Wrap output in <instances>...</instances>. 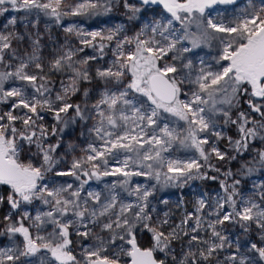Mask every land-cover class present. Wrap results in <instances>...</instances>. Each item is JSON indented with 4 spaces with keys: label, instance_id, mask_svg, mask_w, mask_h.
I'll return each mask as SVG.
<instances>
[{
    "label": "snow or ice",
    "instance_id": "snow-or-ice-1",
    "mask_svg": "<svg viewBox=\"0 0 264 264\" xmlns=\"http://www.w3.org/2000/svg\"><path fill=\"white\" fill-rule=\"evenodd\" d=\"M0 17V264H264V0H0ZM41 18L64 33L47 57ZM195 181L190 207L157 197Z\"/></svg>",
    "mask_w": 264,
    "mask_h": 264
},
{
    "label": "rangeland",
    "instance_id": "rangeland-1",
    "mask_svg": "<svg viewBox=\"0 0 264 264\" xmlns=\"http://www.w3.org/2000/svg\"><path fill=\"white\" fill-rule=\"evenodd\" d=\"M246 3H248V0H240V6L243 7ZM12 15H23V13H15L13 12ZM81 21H85V23L83 24L84 27H111L113 24H119L121 22L124 21V17L121 13H115L114 15V19L109 21L108 23H104L105 20H107L106 17H101V18H93V19H87V18H77ZM70 20H66L65 23H70ZM6 23V20L3 17H0V25ZM18 29L23 32L25 31L24 26L23 25H18L17 26ZM29 29L31 31H39V33L42 35L43 39H42V43L44 44V56H48L49 53L52 50V41L49 40V34H51L52 36H54L56 38V40L58 42H63L64 40V33L62 31L61 28L57 27L56 25L52 24L50 21L47 20V18H41L40 23L36 26L35 29L32 28L31 25H29ZM131 34V33H129ZM23 48H27V43L21 45V49ZM90 51V50H88ZM107 59V58H106ZM6 105H0V109H5L6 110ZM47 123H51V119L47 118L46 119ZM68 139H74L73 137H69ZM35 150L33 149V152ZM177 155H184V153L182 152H178ZM33 153H21V160L23 162H28L29 159H32ZM33 162H37L36 160H33ZM70 163V160L69 162ZM68 163L65 162H61V164L59 165L60 168H67L68 167ZM60 179V178H58ZM63 179H70V178H63ZM93 187L95 188L96 185L93 184ZM210 187V182H206V181H195L193 182V187L190 189H176V188H167V189H163L161 190L158 194L157 197L158 198H166L169 199L170 203L174 204V202L177 200L178 195L183 192L185 193V200L186 202H188V206L190 207V201L192 200V195L191 193H195L198 192L201 188L208 190ZM211 188L215 189L216 185L215 184H211ZM5 207L0 205V218H2V216L5 214ZM179 215V213H177V216ZM238 231V229L236 230ZM150 234L147 233H142L141 237H138V239H140L142 246H150L149 245V241H148V237ZM21 238H17V240H19ZM75 239V238H74ZM8 241L4 240V241H0V246H2L3 244H7ZM130 262V258L128 257H122V263L124 264H128Z\"/></svg>",
    "mask_w": 264,
    "mask_h": 264
},
{
    "label": "water",
    "instance_id": "water-1",
    "mask_svg": "<svg viewBox=\"0 0 264 264\" xmlns=\"http://www.w3.org/2000/svg\"><path fill=\"white\" fill-rule=\"evenodd\" d=\"M122 264H124V263H122ZM129 264V263H128Z\"/></svg>",
    "mask_w": 264,
    "mask_h": 264
}]
</instances>
